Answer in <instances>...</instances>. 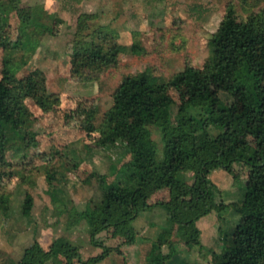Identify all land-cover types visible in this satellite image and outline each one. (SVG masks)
<instances>
[{
	"label": "rangeland",
	"instance_id": "rangeland-1",
	"mask_svg": "<svg viewBox=\"0 0 264 264\" xmlns=\"http://www.w3.org/2000/svg\"><path fill=\"white\" fill-rule=\"evenodd\" d=\"M11 0H0V78L4 57L19 39L22 19L17 8H9ZM19 8L38 10L39 23L31 25L32 43L11 49L10 54L24 76L37 69L47 77L48 93L57 94L60 102L49 111L27 99L31 111L34 144L25 152L18 146L16 133L9 136L7 160L0 178V264H17L25 248L36 240L49 250L58 238L67 239L78 249L74 264H149L153 243L165 234L161 250L170 258L161 264H209L221 252L222 235L231 232L240 216L234 202L243 199L248 172L245 163H235L231 172L212 169L210 178L222 191L228 207L204 216L198 225L201 247L190 246L179 225H172L163 204L169 190L155 193L151 208L134 221L136 240L128 243L107 229L97 236L102 245H93L91 228L82 213L104 199V190L96 174L110 182L129 161L124 144L100 147L98 127L113 105L114 94L122 80L150 68L165 81L186 66L203 67L210 55L209 41L218 30L227 9L234 6L238 16L246 20L264 9V0H16ZM3 4V5H2ZM5 5V6H4ZM6 9V10H5ZM89 16L86 40L92 39L99 27L113 30L119 43L139 45L138 52L120 55L116 66L103 72H73L75 44L80 19ZM35 46V50H32ZM220 99L238 107L241 98L230 93L226 81L213 85ZM168 98L182 101L185 89L168 86ZM83 105V106H81ZM81 106V107H80ZM90 111L93 120L90 119ZM162 152L163 144L154 134ZM253 143L252 138H247ZM182 177L193 187L203 190L198 174L185 170ZM34 197L29 217L23 214L26 194ZM170 232V234L168 233ZM104 254V255H103ZM99 258L96 262L90 259ZM48 264H67L66 257L56 256Z\"/></svg>",
	"mask_w": 264,
	"mask_h": 264
},
{
	"label": "trees",
	"instance_id": "trees-1",
	"mask_svg": "<svg viewBox=\"0 0 264 264\" xmlns=\"http://www.w3.org/2000/svg\"><path fill=\"white\" fill-rule=\"evenodd\" d=\"M15 1L11 0L9 8H17L22 27L13 49L32 43L29 30L39 23L41 10L19 8ZM88 28L89 16L83 15L75 40L79 47L73 63L75 74L103 72L116 66L121 54L140 50L139 45L119 43L118 35L106 26L96 29L92 39L86 40L82 32ZM1 45L7 46L1 41L0 30ZM209 47L210 55L201 68L188 65L168 81L148 68L126 76L117 88L113 105L98 127L97 145L105 148L124 144L130 159L112 182L96 174L104 199L82 213L92 230L93 245H101L97 236L107 229L128 243L135 242L134 221L153 206L149 199L155 193L168 189L169 200L156 204L165 206L171 224L180 226L188 245L201 247L198 222L228 207L210 172L215 168L231 172L235 163L242 162L248 167L244 196L234 202L240 218L231 232L222 235V250L209 264H264V9L242 20L230 5ZM12 48L4 57L0 78V178L5 175L2 168L9 165V136L17 134L21 152L36 140L26 100H34L45 111L60 102L57 94L48 93L42 70L18 75L10 54ZM220 81H226L230 93L241 98L238 107L220 99L213 88ZM168 86L184 88L183 100L168 98ZM83 110L93 120L90 111L85 107ZM154 134L160 136L162 152ZM185 170L200 176L203 190L182 177ZM33 207L34 197L27 193L23 214L29 217ZM166 241L165 234H161L153 243L149 264H161L170 258L174 249L168 255L161 250ZM77 251L65 238L56 239L49 250L36 240L25 248L17 264H48L56 256H64L67 264H74Z\"/></svg>",
	"mask_w": 264,
	"mask_h": 264
}]
</instances>
